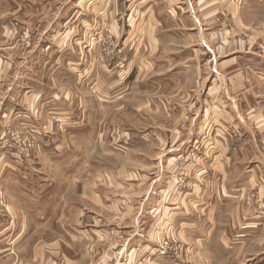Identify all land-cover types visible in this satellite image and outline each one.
<instances>
[{
	"label": "crops",
	"instance_id": "obj_1",
	"mask_svg": "<svg viewBox=\"0 0 264 264\" xmlns=\"http://www.w3.org/2000/svg\"><path fill=\"white\" fill-rule=\"evenodd\" d=\"M61 1L42 5L57 2L58 12ZM252 2L264 8V0H69L68 17H37L26 46L11 36L12 0H0V181L13 176L7 137L24 127L42 150L22 165L26 183L44 189L57 179L43 168L63 165L71 143L84 144L90 167H104L69 180L48 238L43 189L1 190L0 264H264V10L253 21ZM104 17L110 55L103 29L95 32ZM124 103L131 110L109 127L110 107ZM126 119L123 146L114 139ZM163 234L173 240L168 256L154 247Z\"/></svg>",
	"mask_w": 264,
	"mask_h": 264
},
{
	"label": "rangeland",
	"instance_id": "obj_2",
	"mask_svg": "<svg viewBox=\"0 0 264 264\" xmlns=\"http://www.w3.org/2000/svg\"><path fill=\"white\" fill-rule=\"evenodd\" d=\"M20 0H12L13 6H11L9 9H11L13 12H11V10H7L6 13H10L12 16L10 18L7 19L8 22V26L10 25L12 27L13 30V34H11L12 38H22V40L24 41V43L26 44V46H30V38H32V31L37 27H38V23L35 22V20H37V17H41L42 15H46L49 18H52L53 14H55L56 19L58 18V16H60L61 12H63V10L65 11L66 15H62L60 17H68L69 14V0H62L61 1V10H58V12L56 11V7L59 6L58 3L56 2L55 5H51L49 8H44V6L42 5V3L44 2V0H21V1H25L27 2L24 6H15L16 4L20 5L21 3L19 2ZM243 0H236L237 3H242ZM250 1H255V0H250ZM252 2L251 6L246 8L247 11L252 12V14L254 13V19L253 21H258L260 23L261 21V13H263L264 8L260 6V4L255 5V3ZM53 4V3H52ZM9 6H10V2H9ZM4 7H2L3 9ZM50 9V10H49ZM49 10V11H48ZM82 10V9H80ZM4 11V10H3ZM15 11L20 12L23 11L24 14L22 17H25L24 19H21L19 21V18L15 15ZM54 16V17H55ZM75 16V15H74ZM81 15L78 16V18ZM26 18H29L27 20H25ZM81 20V17H80ZM103 22L99 21V27H97L95 32H98L99 30L103 29V35H102V41L104 42L105 40L103 39L104 37L110 36L112 39V42L110 43L108 40L105 41V45L109 46V53L106 55H110V53L113 51L114 45H115V38H114V34L110 28V23L107 21V19L104 17ZM26 21V22H25ZM52 20L50 19L49 22H51ZM54 23V22H52ZM52 24H50L51 26ZM256 26V24H254ZM81 26V23H80ZM255 26H253V28H256ZM56 27V26H55ZM36 29L34 31H36ZM261 29V28H260ZM257 30V29H255ZM16 41H20L19 39H16ZM111 44V45H110ZM46 61V60H44ZM124 107L123 109H118L115 107V105H112L113 107H110V118H109V127H111L113 125V123L115 122L116 124L120 122V120L115 119L114 117L118 116V112H128L129 110H131V105L128 103H124ZM119 118H122V116H118ZM144 121H149V120H142V123H144ZM156 121V120H155ZM126 124L124 125L123 131H124V135L119 137V141L114 139V142H117L119 144H123V146L125 145H129V142L131 143V135L132 134H128L131 132V130L129 129L131 127V125H129L127 123V119L125 120ZM115 125V124H114ZM22 126V125H21ZM25 126V124H24ZM129 126V127H127ZM146 126H141L140 130H143ZM24 130L21 129H17L14 130V133L17 134V138H15L13 140V155L11 154V157L13 159L14 162V168H13V176H12V180L10 179V182L8 181H0V188L4 194L5 190H7L9 192V194L14 193L17 196L21 197V192L26 190V188L30 189L32 188L33 191H36L42 188V185L38 184L36 182V179H32L31 182L26 183V174H24L22 171H24V168H22V165L24 163H27L28 161H31L32 159H38V153L41 150V146L40 149L38 148V143H40L39 138L35 135L30 134L31 130H27L26 127H24ZM135 131H138V129H135ZM142 134V133H141ZM115 136H117V134H115ZM144 136V135H142ZM27 137L29 142L32 143V148L28 151V156H22V160L20 161L19 158H16V155L18 153H24V149H25V141L24 138ZM110 137V136H109ZM19 138V139H18ZM78 140H84L85 136L84 135H80L78 136ZM89 138V135H88ZM113 141V140H112ZM131 145V144H130ZM72 147H68V149H66L65 152L62 153V157L61 160H64V164L60 165V166H48L43 168V170L46 171V173H48L50 176L59 172V176L57 177V179H55L52 182L51 177L47 178L46 180H44L43 182V193H46L47 198L45 199L44 202V206L42 211H44V218H45V222H47L45 228H44V232H45V237L48 238V236L50 237L52 234H54L57 230H58V220L53 219L52 218V214L53 216H56L57 214H60L61 209L59 207V205L57 204L54 205V203H58L59 201H63L66 197H62L61 192H65L67 190H69L70 188V179H72V181H74V176L78 175L81 176L82 179H80L81 181L83 180V178H85V171L87 170H92L93 174L96 171H100L101 169H104V167L101 166V164H99L98 162H96L95 160H93V165L92 167L89 166L88 161L85 160L86 158V154L88 152H85L84 150V144L82 143H78L76 145H74L73 143H71ZM75 146L77 147L76 150H74ZM72 148V149H71ZM47 152H51L52 155L55 154V151H47ZM57 153L59 151H56ZM98 155V160L100 159V151L94 152ZM51 158V157H50ZM114 161H118L116 160L115 157H111L110 158V162H114ZM125 165L131 166L132 162L127 160L125 162H123ZM141 170H147L149 167H145L143 165H141ZM42 169V168H41ZM127 170H131L133 169L132 167H126ZM44 171V172H45ZM35 174V173H34ZM90 174V173H89ZM181 174V170L180 167L177 168V173H175L174 178H179ZM147 175V174H145ZM71 176V177H70ZM90 176V175H89ZM3 180V179H0ZM148 181H150V178H148ZM145 181V187L148 186L149 182ZM165 185V183L161 180L160 182L157 183V188H163ZM7 186V187H6ZM80 186V183H79ZM176 186V185H175ZM30 189V190H32ZM52 192H55L56 194L59 193V195L55 194V197L51 198L49 197V193L51 194ZM161 195H159V198L161 196V200L168 201V199H165V187L163 188L162 191H159ZM165 193V194H164ZM167 196V195H166ZM3 201V200H2ZM4 202V201H3ZM168 204V203H166ZM165 204V205H166ZM0 206L3 207L2 202L0 203ZM16 216V215H13ZM51 216V217H50ZM17 217V216H16ZM36 219H38L40 221V217L38 218L36 216V214H34L33 216H30V220L29 223L33 224V227L36 226ZM13 220L16 221V219L13 218ZM30 234L33 233V237L35 239L36 235H35V231H29ZM164 233V232H163ZM164 239H170L172 238L170 235H165L163 234ZM116 237L118 240H122V238L124 237V234L122 232H117L116 233ZM51 241V239L49 240ZM161 241V240H160ZM255 244V242H254ZM154 247L156 248L155 251L156 253L160 254V251H162L163 254H161L162 256H168L169 252L171 251L170 249L166 248V249H161L159 246H157V243L154 245ZM160 250V251H159ZM154 251V252H155ZM160 255V256H161ZM256 260V258H254L251 262H254Z\"/></svg>",
	"mask_w": 264,
	"mask_h": 264
},
{
	"label": "built area",
	"instance_id": "obj_3",
	"mask_svg": "<svg viewBox=\"0 0 264 264\" xmlns=\"http://www.w3.org/2000/svg\"><path fill=\"white\" fill-rule=\"evenodd\" d=\"M105 41L106 40H108L110 43L112 42V39H111V37L110 36H107L106 35V37H104L103 38ZM102 41V40H101ZM105 41L104 42H101V50L104 52V53H106V54H108L109 53V46H106L105 45ZM111 45V44H110ZM118 68L119 69H124V64L123 63H120L119 65H118ZM18 136H17V134L16 133H14V131L12 132V133H10L9 135H8V137H7V145L8 146H10L12 149H11V154L13 155V140L15 139V138H17ZM19 139V138H18ZM24 141H25V149H24V152H25V155H24V153L22 152V153H18L17 155H16V158H19L20 159V161L22 160V156H28L29 154H28V151L32 148V143L31 142H29V140H28V138L27 137H25L24 138ZM0 200H1V188H0ZM173 240H172V238H170V239H164V240H161L160 242H159V247L161 248V249H166V248H168V249H170V248H172V242Z\"/></svg>",
	"mask_w": 264,
	"mask_h": 264
}]
</instances>
